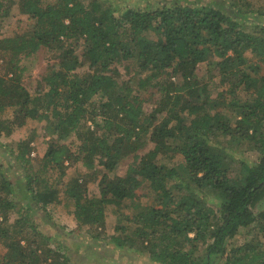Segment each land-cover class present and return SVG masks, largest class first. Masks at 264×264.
<instances>
[{
	"label": "trees",
	"instance_id": "1",
	"mask_svg": "<svg viewBox=\"0 0 264 264\" xmlns=\"http://www.w3.org/2000/svg\"><path fill=\"white\" fill-rule=\"evenodd\" d=\"M239 1L132 7L130 0H0V19L17 7L32 21L23 34L0 39V264H73L82 253L118 264L141 257L150 264H216L219 257L264 264V73L245 69L247 53L264 64V6ZM40 50L59 62L33 95L20 62ZM130 61L137 83L120 82L119 68L129 72ZM202 64L228 85L219 96L235 97V116L212 105L209 84L197 74ZM85 66L88 73L75 74ZM151 88L161 97L146 112L152 97L142 91ZM241 93L249 98L244 104ZM8 110L12 116L3 117ZM39 118L57 138L33 169L34 131L14 148L1 139ZM72 134L76 151L64 142ZM148 143L153 149L140 156ZM129 157L126 174L112 177ZM79 161L87 171L61 184ZM141 187L154 205L139 213ZM61 194L86 236L53 222L49 209L62 203ZM108 212L127 224L110 243L102 232ZM243 231L255 236L239 240Z\"/></svg>",
	"mask_w": 264,
	"mask_h": 264
},
{
	"label": "rangeland",
	"instance_id": "2",
	"mask_svg": "<svg viewBox=\"0 0 264 264\" xmlns=\"http://www.w3.org/2000/svg\"><path fill=\"white\" fill-rule=\"evenodd\" d=\"M115 4L122 5L124 2H128L129 0H113ZM229 2H232V0H228ZM238 1V0H233ZM244 1H250L255 8H260L261 6H264V0H240V4H242ZM158 0H130V3L132 7L136 6V4H155ZM238 3V2H237ZM239 4V3H238ZM262 9V8H261ZM32 25V21L29 19L28 16L19 14V11L17 7H15L10 15H8L6 18L0 19V39L7 38V37H13L17 34H23L25 31H27L30 26ZM75 54L80 58L82 53L80 49H78ZM247 58L249 59L248 64L246 65V75H253L255 76L256 72H263L264 73V64L258 60L256 57H254L251 53L246 54ZM59 60L55 58V55L51 56V54L48 53L46 50H40L38 53H36L34 56H31L29 58H24L20 65L25 68V72L23 75V84L25 87L30 91L31 94H36L37 90H39V86L42 84V79L46 76L47 72H49V68L53 65L54 67H57L55 65H58ZM128 66L129 72L124 68L120 67V74L121 78L119 79L120 82L133 79L132 83H137V75L135 74L137 71L136 63L134 61H130L126 63ZM4 65V60L0 57V71L2 70L1 66ZM88 66L82 67L78 71H75V74H86L88 73ZM197 74L201 81L208 83V87L210 89L211 93V101L212 105H216L220 107V110L227 114L228 116H235V112L233 108V102L235 100L234 96L226 95L220 98L219 94L226 92L228 85H223L220 77L218 76V72L215 69H211L208 67L207 64H202L199 66ZM262 74V73H261ZM136 77H135V76ZM169 79V77H168ZM172 81H177V79H172ZM41 89V88H40ZM159 91L151 88L147 91H142V96L145 99H148L149 97H152L151 101H146L144 104V109L146 112H151L152 109L156 106L154 101L160 100ZM243 101L242 103H246V101L249 99L247 94H240ZM237 98V97H236ZM13 114L12 110H8L3 117H11ZM50 115V114H49ZM92 124L90 123V126ZM51 127L47 123V119L45 118H39L37 121L28 120L26 125L22 128H18L13 132L11 136H4L1 139V144L4 145H10L11 147H16V145L21 141L27 138L28 133L30 135L31 131L35 132L34 141L31 143L32 152L30 154V158L32 160V167L33 169L39 168L40 162L43 159L46 151H47V143L51 139H56L57 137L52 133L50 130ZM64 142L71 147L73 151L77 150V147L80 145V142L77 140V137L72 134L71 136L67 137ZM153 144L148 143L147 146L142 150L139 151L138 154L140 156H143L146 154L149 150L153 149ZM174 153V152H172ZM240 155H242L245 159H247L249 162H253L256 160V154L245 152V150L241 149V151H238ZM175 155V154H174ZM180 159L177 156L174 159V163L179 162ZM133 162V157H129L126 159H123L119 165L117 166L116 172L112 173L111 176L119 175L124 176L126 174V171L129 167V165ZM161 162L163 164L168 163L167 160L161 159ZM236 163L238 161H235ZM171 163V162H170ZM70 168L67 170V175L63 178L61 181V184L68 183L72 178L77 177L79 172H86L87 169L82 165V161H79L75 165H70ZM101 167H98V170ZM235 173L234 171H232ZM232 173V174H233ZM234 175V174H233ZM58 177V172H51L49 174L50 180H55ZM90 193L98 194V187L96 183H91L89 186ZM138 194V200H136L137 206V212H144L146 210V207L149 205H154V202L152 198L149 197H142L143 195V189L142 187L139 188L137 191ZM61 204L53 205L50 207V213L52 216L53 222L56 224L57 228L65 229L66 231H75L76 235L79 236H86L84 233V230H77V224L74 219V208L73 203L71 201H68L66 197L61 194ZM211 204V203H210ZM264 208V203H263ZM211 207L214 211L217 210L216 203L212 204ZM130 214V213H129ZM14 217L12 216L10 218L9 223H13ZM126 223L125 221H123ZM125 225L127 227V224H122L118 222V218L112 213L108 212L107 214V220H106V227L102 230L104 233V237L107 239L106 243H110L111 237L115 234H117L121 229H125L123 226ZM246 231H243L240 233L239 240L241 239H252L253 236H255V232L251 234V236L245 235ZM248 239V240H249ZM118 251V250H117ZM124 251H122L123 253ZM5 253V248L3 245L0 244V257L3 256ZM148 257H141L140 260H134L132 262H126L123 264H150V262L147 259ZM75 260H73V264H118L117 262H113L112 260H106L103 257L93 256V255H84V253L77 255L74 257ZM224 259H221L219 257L217 259L216 264H223Z\"/></svg>",
	"mask_w": 264,
	"mask_h": 264
}]
</instances>
